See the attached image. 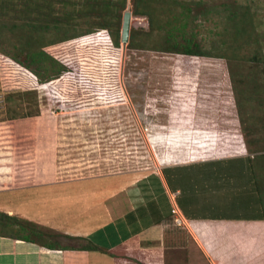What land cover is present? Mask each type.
<instances>
[{"label":"rangeland","instance_id":"1","mask_svg":"<svg viewBox=\"0 0 264 264\" xmlns=\"http://www.w3.org/2000/svg\"><path fill=\"white\" fill-rule=\"evenodd\" d=\"M184 1L145 0L139 5L145 13L136 15L134 1L126 0V8L121 11L122 23L124 12L130 10L131 27L137 31L136 40L140 44L137 48H130L129 42L125 44L122 40L119 48L100 42L83 44L82 40L65 41L56 49L45 47L60 60L75 61L73 69L77 74L56 83L63 87L60 93L71 99L67 103L53 97L54 83L40 85L30 71L0 53V206L5 208L8 203L17 205L20 200L30 202L36 195L44 196L57 200L58 212L52 207L51 221L57 220V216L64 220V214L73 216L76 209L71 202L75 198L69 199L76 187L65 183L81 179L86 182L84 186L94 187L100 181L104 184L102 179L115 171L129 170L132 175L146 167L155 169L158 162L165 161L162 155L179 151L241 154L245 161L231 163L246 168L250 157L255 170H264V63L253 67L249 58L255 52L249 53L247 44L240 47L235 42L232 48L223 43L222 33L227 25L230 29L232 22L218 17L194 21L189 18V21L190 28L198 31L197 40L202 46L223 57H190L163 51L166 29L179 28L185 22L181 6ZM227 1L230 0H209L206 7H212L214 12L223 10ZM237 1L243 11L248 10L247 21L253 16L252 29L261 45L258 53L264 56V0ZM116 12L118 8L106 0H0V19L51 24L60 32L55 38L87 31L103 32L110 37L109 30L102 29L99 23L102 15L104 20L117 18ZM99 39L105 40L103 36ZM14 41L8 36L3 47L14 51ZM238 46V50H232ZM230 62L238 75L240 72L257 75L252 95L249 84L247 91H243L242 84L240 91L235 89ZM100 86L119 87L116 95L123 96V100L111 105L99 102L96 99L99 94L89 91ZM90 101L96 104L84 106ZM231 163H223L221 167L225 170L229 167L234 173ZM205 175L202 187L210 177L208 173ZM258 175V181L264 180V176ZM231 177L224 178V183H229ZM246 207L228 203L221 209L235 213L247 211ZM180 220L183 224V219ZM24 221L20 219L19 225L33 227L31 222ZM58 228L44 229L45 235L58 233ZM185 231L182 229L181 233ZM51 238L49 241L56 239ZM190 248L188 264H209L204 254L201 257Z\"/></svg>","mask_w":264,"mask_h":264},{"label":"crops","instance_id":"2","mask_svg":"<svg viewBox=\"0 0 264 264\" xmlns=\"http://www.w3.org/2000/svg\"><path fill=\"white\" fill-rule=\"evenodd\" d=\"M193 153L162 155L165 161L155 169L146 167L132 175L129 170L115 171L102 179L104 184L100 181L94 187L84 186L81 179L65 183L76 187L69 196L75 198L71 202L76 209L73 216L64 214V220L57 216L51 221L52 207L58 212L57 200L44 196L0 206V211L34 222L43 230L59 227L51 235L56 238L52 248L15 233H0V264H188L191 246L209 264H264V219L230 217L221 209L228 203L244 204L238 193L243 189L239 183L244 182L235 175L243 171L246 180L253 181L250 166L244 169L235 164L233 173L221 165L241 159V154ZM204 173L210 177L202 187ZM226 177H231L227 184ZM251 182L247 188L256 192ZM176 217L183 224H177Z\"/></svg>","mask_w":264,"mask_h":264},{"label":"trees","instance_id":"3","mask_svg":"<svg viewBox=\"0 0 264 264\" xmlns=\"http://www.w3.org/2000/svg\"><path fill=\"white\" fill-rule=\"evenodd\" d=\"M108 1L109 5H114V7L118 8L117 18L115 19H108L104 20L103 15L101 17V23H99L100 27L102 29H108L110 32V38L109 36H105L103 32H90L87 31L85 34H78L71 37H58L60 32L58 28L53 27L51 24H41L39 25L36 21L33 22V20H23V22H17L15 20H8L5 21V19H0V53L7 56V59L15 62L19 67L23 68L26 71H30L37 79L39 84L46 85V84H53L54 87H52L53 91V97H57L58 102L67 103L71 99L67 95H62L59 90H61L62 86H57L56 83L64 82V78L70 74H75V71L73 69L75 65L74 60H60L59 58H56L52 54L50 55L45 47H52V49H56L59 45H62L63 42L69 41V40H82V43H96L100 42L104 44L106 47H111L112 44H114L117 48L121 46V29H122V14L121 11H123L126 8V0H106ZM134 1V11L133 13L136 15H143L145 12L140 9V3L145 0H133ZM209 2V0H186L184 2H181V6L184 7V19L185 22L180 23L181 26L179 28H171L166 29L168 30V33L166 34L165 38V45L161 48L163 51L171 52V53H177L182 54L185 56L190 57H198V56H210V57H223V54L219 53H212L211 51L206 50L202 44L197 40L198 31L194 30V28H190V21L191 20H197L199 18H206L210 19L211 17H218L222 18L223 21L232 22L230 25V29L228 28L229 25H227V29L225 32L222 33L223 36V43H229L230 47H235V42L239 44L241 47L244 44H247V49H250L251 53L254 51L255 53L250 56V63H253V67H258L259 64L264 63V56H262V52L260 54L258 53L261 49L260 40L259 38H256L253 32L254 25H253V16L247 19L245 18L246 14L248 15V10L243 11L242 6L239 4L237 0H230L227 2H224V8L223 10L216 9L217 11H213L212 7H206ZM194 4V5H193ZM198 10L195 12V10ZM107 12V11H106ZM226 17L224 18V16ZM152 18V16H150ZM113 20V21H112ZM245 24V25H244ZM246 24H249V27L246 26ZM244 25V26H243ZM235 26V27H234ZM233 29V34L229 35L230 32ZM177 30V33H176ZM229 30V33L228 31ZM227 31V32H226ZM136 30L131 27L130 29V38H129V44L128 46L130 48H137L139 47V41L136 40ZM44 34L47 36L49 35V38L44 37ZM12 36L14 38V43L12 47L14 48V51L10 49H6L3 47L4 42L6 41L8 36ZM77 36H80L79 38H75ZM102 36L105 38V40L99 39L102 38ZM73 38V39H72ZM75 38V39H74ZM229 38V40H228ZM113 39V40H112ZM87 40H92V42ZM81 43V44H82ZM102 46V45H101ZM239 46L235 49H232L234 51L239 49ZM232 47V48H233ZM112 48V47H111ZM117 59V58H116ZM117 60H115L116 62ZM248 62V63H249ZM231 63L232 67V80L233 85L237 91L241 90V84L243 85V91H247L248 84L251 86L249 89L251 90V94L255 92L253 90L254 86H256V83L258 81L257 75H253L251 72L247 73L246 75L244 72H240V75L235 72L233 68V62ZM76 64H78L76 62ZM252 68V67H251ZM74 71V72H73ZM115 73V72H114ZM77 74V72H76ZM244 74L245 78L242 76ZM112 79L115 77V74H112ZM68 90V89H66ZM89 91V90H87ZM94 91V94L98 93L99 95L96 97V99L99 100V102L103 101L105 105H111V104H117V101H122L123 96L116 95L118 91H120L119 87H97L94 90H90V94H92ZM108 92L110 95L106 94ZM60 93V94H59ZM115 93V94H114ZM241 93H243L241 91ZM107 99V101L105 100ZM106 101V102H105ZM96 104L95 102H87L84 104V106H90ZM31 112H28L29 116L32 114ZM241 160L245 161L244 158L241 159H235L229 161L231 163L232 161H239L238 163L241 164ZM243 163V162H242ZM234 164L235 163H231ZM246 167H249L248 169L251 173L250 176L253 177V181L251 182V185L255 186L256 192L250 191L247 186L250 185L246 180V173L244 172H237L236 179L242 180L244 183H239L241 187H243L242 191H239L238 193L243 195V203L247 206V211L242 212H231L227 213L226 215L230 217H237V218H254V219H264V211L262 203V195H264V180L263 178L258 181V174H260L262 177L264 176V170H255L254 166L252 164V160H250V157L247 158ZM243 168V167H242ZM245 169V168H244ZM169 181V178H167ZM252 180V179H251ZM170 182V181H169ZM247 194L249 195L247 197ZM254 199L255 202H251V200ZM249 200V201H248ZM254 209V210H251ZM184 213L186 215H189V212H187L184 209ZM19 218L15 215H8L5 212L0 211V233H6L12 235L15 231L16 235H20L25 240L29 241H35L39 244L46 245L48 247H54L53 241L51 240V236L47 237L45 235V231L39 229L40 227L31 222L33 224V227H29L28 225H19ZM25 222V221H24ZM30 222V221H26ZM15 225H19L16 227H13ZM19 228V229H18ZM11 229L12 231H9Z\"/></svg>","mask_w":264,"mask_h":264},{"label":"water","instance_id":"4","mask_svg":"<svg viewBox=\"0 0 264 264\" xmlns=\"http://www.w3.org/2000/svg\"><path fill=\"white\" fill-rule=\"evenodd\" d=\"M131 18H132V12L127 9L124 12L122 31H121V40L125 44L129 42V38H130Z\"/></svg>","mask_w":264,"mask_h":264},{"label":"built area","instance_id":"5","mask_svg":"<svg viewBox=\"0 0 264 264\" xmlns=\"http://www.w3.org/2000/svg\"><path fill=\"white\" fill-rule=\"evenodd\" d=\"M178 210H179V209H178ZM178 210H177V209H174L173 211H174V213H178ZM175 222H176L177 224H181L180 217H176V218H175Z\"/></svg>","mask_w":264,"mask_h":264}]
</instances>
